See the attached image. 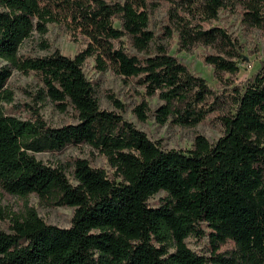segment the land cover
I'll list each match as a JSON object with an SVG mask.
<instances>
[{"label": "trees", "instance_id": "trees-1", "mask_svg": "<svg viewBox=\"0 0 264 264\" xmlns=\"http://www.w3.org/2000/svg\"><path fill=\"white\" fill-rule=\"evenodd\" d=\"M175 6L164 38L176 33L180 51L213 47L204 63L230 88L222 136L210 144L196 135L187 151L164 150L120 114L101 110L82 70L92 59L97 72L134 81L145 98L156 96L159 125L195 127L216 110V97L202 78L166 46L151 49L145 0H0V188L24 200L33 195L45 207L73 209L70 226L60 228L25 203L22 215L9 218V232L0 230V264H264V63L243 87L233 86L224 76L238 73L237 42L220 28L205 29L220 11L239 7L243 21L264 30V0H182ZM61 8L77 22L85 48L72 58L59 52L19 57L21 44L33 33L43 37ZM14 69L35 72L42 95L62 110L71 107L76 122L51 128L37 111L27 120L7 115L3 104L12 102L7 81ZM133 112L146 121L144 98ZM82 145L104 157L111 176L75 159L71 183L63 167L34 157ZM159 193L157 206L149 205ZM202 228L207 256L185 242L206 236Z\"/></svg>", "mask_w": 264, "mask_h": 264}, {"label": "rangeland", "instance_id": "rangeland-1", "mask_svg": "<svg viewBox=\"0 0 264 264\" xmlns=\"http://www.w3.org/2000/svg\"><path fill=\"white\" fill-rule=\"evenodd\" d=\"M108 1V0H105ZM122 3L124 0H114ZM149 9V31L154 36L152 50L157 44L167 47L168 54L178 60L179 63L186 66L191 74L202 78L206 85L213 91L216 101L214 107L216 110L210 114L202 123L195 127H180L171 125L168 122L159 125L154 118V110L161 102L153 97H144V89L137 86L132 80L123 78L107 71L99 73L94 69L92 59H88L83 64V73L86 79L94 88L95 98L99 108L106 111H114L121 117L131 123L137 130L143 132L147 138L155 143H159L164 150H181L187 151L192 148L193 140L196 135L203 136L210 144L214 143L222 136L223 127L220 122L222 115L227 114L230 109V99L227 94L230 88H225L222 83L215 79L213 70L204 63V57L214 54L213 47L195 45L189 51H180L178 48V37L172 33L170 38H164V27L168 23V11L173 6L176 7L182 0H145ZM243 11L241 8L233 10L220 11L217 19L211 21L205 26V29L220 28L228 36L237 42V52L239 58L236 60L238 73L235 76L225 75L233 81V86L243 87L260 69L264 63V30L251 27L243 21ZM262 17L264 18V7L262 8ZM55 22L47 25V32L43 37L36 33L25 40L18 51L21 58H43L50 56L54 52L72 58L78 52L85 48L87 39L81 33L80 28L71 19L66 9H58L53 13ZM114 28L119 29L120 24L114 21ZM123 46L127 52L135 54L125 39H122ZM5 65L0 61V67ZM7 88L12 92L13 98L10 104H3L4 111L7 115L19 119H29L35 111L43 119L47 126L59 128L76 122V115L69 106H64L62 110L60 105L52 102L48 97L43 96L40 92L42 84L38 75L29 69H14L7 81ZM145 99L149 112L145 122H140L133 112V109ZM112 100L119 103L121 110L112 104ZM36 160L45 165L52 167H63L66 177L71 183H74L71 176V165L75 159H84L89 162L91 168L103 169L108 176L112 171L101 155L91 150L89 147L82 145L78 147H67L61 153H37L34 154ZM163 193H159L149 199L151 206H157ZM33 208L38 217L46 224L60 228H68L71 223L73 209L69 207L49 208L40 204L39 200L30 195L26 200L5 193L0 188V214L5 220L0 219V230L9 232V218L20 216L24 212V205ZM205 235L198 240L194 237L186 239L187 247L196 254L208 255V236L207 230L202 228ZM231 244H226L221 251L229 249Z\"/></svg>", "mask_w": 264, "mask_h": 264}]
</instances>
